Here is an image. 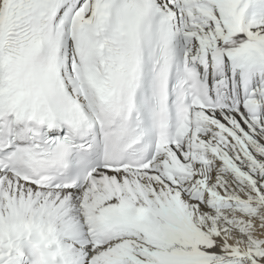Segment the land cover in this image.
I'll list each match as a JSON object with an SVG mask.
<instances>
[{
  "label": "snow or ice",
  "instance_id": "obj_1",
  "mask_svg": "<svg viewBox=\"0 0 264 264\" xmlns=\"http://www.w3.org/2000/svg\"><path fill=\"white\" fill-rule=\"evenodd\" d=\"M0 264H264V0H0Z\"/></svg>",
  "mask_w": 264,
  "mask_h": 264
}]
</instances>
